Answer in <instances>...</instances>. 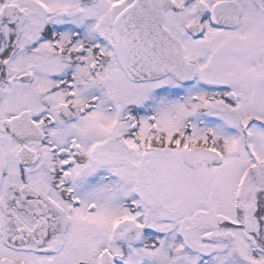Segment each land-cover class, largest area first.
Instances as JSON below:
<instances>
[{
    "label": "snow or ice",
    "instance_id": "6c2138e0",
    "mask_svg": "<svg viewBox=\"0 0 264 264\" xmlns=\"http://www.w3.org/2000/svg\"><path fill=\"white\" fill-rule=\"evenodd\" d=\"M0 264H264V0H0Z\"/></svg>",
    "mask_w": 264,
    "mask_h": 264
}]
</instances>
